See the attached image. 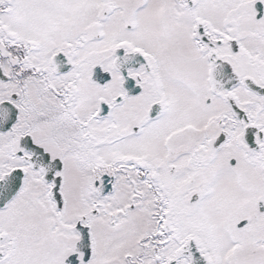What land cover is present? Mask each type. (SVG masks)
<instances>
[{
	"label": "snow or ice",
	"instance_id": "obj_1",
	"mask_svg": "<svg viewBox=\"0 0 264 264\" xmlns=\"http://www.w3.org/2000/svg\"><path fill=\"white\" fill-rule=\"evenodd\" d=\"M0 264H264V0H0Z\"/></svg>",
	"mask_w": 264,
	"mask_h": 264
}]
</instances>
